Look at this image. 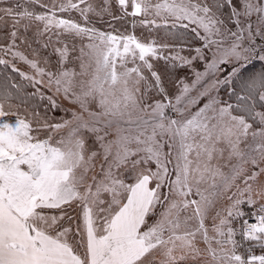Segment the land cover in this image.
<instances>
[{
	"label": "snow or ice",
	"instance_id": "obj_1",
	"mask_svg": "<svg viewBox=\"0 0 264 264\" xmlns=\"http://www.w3.org/2000/svg\"><path fill=\"white\" fill-rule=\"evenodd\" d=\"M0 264H264V0H0Z\"/></svg>",
	"mask_w": 264,
	"mask_h": 264
}]
</instances>
